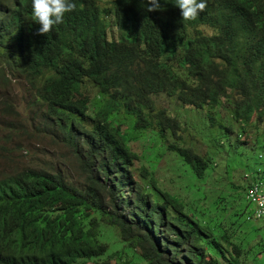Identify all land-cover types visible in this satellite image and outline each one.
<instances>
[{"label": "trees", "instance_id": "trees-1", "mask_svg": "<svg viewBox=\"0 0 264 264\" xmlns=\"http://www.w3.org/2000/svg\"><path fill=\"white\" fill-rule=\"evenodd\" d=\"M72 2L63 23L41 35L32 0H0V84L19 77L31 86V106L63 135L85 177L81 188L44 169L0 174V264H249L252 247L250 264H264V221L243 216L252 183L264 188V130L244 131L238 144L234 127L220 125L226 137L212 136L215 146L235 154L221 173L222 162L203 159L178 135L187 129L151 99L165 93L211 106V126L223 100L234 125L264 122V0H206L189 21L176 0H161L157 12L146 0H111L110 10ZM143 142L147 158L135 147ZM240 155L242 173L233 165ZM160 159L172 190L159 184ZM242 180L245 204L223 209L225 228L209 207L225 201L226 183ZM188 189L199 218L187 213Z\"/></svg>", "mask_w": 264, "mask_h": 264}, {"label": "rangeland", "instance_id": "rangeland-1", "mask_svg": "<svg viewBox=\"0 0 264 264\" xmlns=\"http://www.w3.org/2000/svg\"><path fill=\"white\" fill-rule=\"evenodd\" d=\"M98 1L101 6L110 10L111 0ZM114 36L117 37L116 34H114ZM1 83L0 174H13L14 172L27 168L44 169L52 173H60L71 184L78 185L82 188L83 186H80V184L84 185L85 177L82 173V170L78 168V160L73 156L71 150L64 144L63 135L58 133L50 122L45 121L42 113L37 109V107L31 106V96H34V91L32 90L31 86L23 78L19 77L15 80L10 79L8 83ZM151 99L156 110H165L168 116L178 119L179 123L183 125L184 129H187V131L181 132L178 135L183 139V141L192 146L203 159H207L214 155L217 157L215 163L218 160L222 162L217 169L221 173L226 167L224 161L230 163L231 160H234L235 154L232 155V152L229 153L228 150L226 151L225 145H223V147L221 146V148L218 145L215 146L212 136L218 137L220 141L226 137L220 134L221 129L219 126L223 125L226 127H234V130L231 129V131L239 135V140L236 141L238 144L248 140L246 138L247 136L243 133L244 131L252 129L258 134H261V132L264 130V122H259L257 119H255V117H253L251 121L244 127H241L239 124L234 125L233 122H231L232 115L230 116L231 121L228 120L230 102L227 100L222 101V105L220 106L222 108L218 109L219 114L214 112L218 124L211 126L207 117V113H211L213 111L211 106H206L203 109H196L195 107L187 105L185 106L176 101L174 97L168 96L165 93L156 94L152 96ZM36 112L39 114L38 120L35 119L33 115V113ZM205 122H208V124H206L207 127L204 126ZM188 125L193 126L188 127ZM231 136L232 135H230V137ZM233 140H235V138ZM245 143L249 144L247 141ZM147 145L148 144L146 142L141 144L138 143L137 145L135 144L137 152L142 154L143 158H147L151 154V152L147 150ZM162 152L163 151H158L157 155L149 159L150 166L154 161H156V159L162 157ZM263 159L264 158L261 160ZM242 163H244V161L242 160L241 155L240 157L237 156V161L233 163L236 169L241 173L245 170V168L242 165L238 166L237 164ZM218 165L219 164H217V166ZM156 170L159 184L164 185L165 187L168 186L169 189L172 190L174 184L168 185V181L171 178V172L170 169H167L166 161L160 159ZM253 177H256V175ZM208 182L209 180L205 183V190L210 187ZM196 184L195 185L199 188L203 186L202 181L196 182ZM244 184L245 182L242 180L238 185H236L240 187L233 188L230 183H226L225 187L223 188V192L226 194L225 201L219 200L216 208H214V205L209 207L210 216L214 218L215 221L220 222L221 226L225 227L229 224V220L221 218L225 211L230 212L231 210H236L239 208L237 211L238 213L241 210L243 203L245 204V201L242 198V188H244ZM181 187L182 186L178 185V188ZM176 194H180L182 196L184 195L181 191L178 193L176 192ZM183 197L189 204L187 207V213L192 215L195 214L199 218L200 207L196 204L197 199L193 200L191 198L189 189ZM224 208L225 211L223 210ZM252 209L253 206L248 204L247 210L243 213V216H245L247 212L251 213ZM253 221L257 224H260V220L256 221L253 219ZM261 221H264V219ZM262 227L264 228L263 225ZM249 229L250 226L248 227V231H250ZM245 234L246 231L241 232L242 237H245ZM258 234H260L259 237L264 240V230L259 231ZM114 238L115 234H113V239ZM251 238L252 237H247V240ZM116 240V242H113L112 248H119L121 246L118 239ZM247 240L244 242H247ZM257 243V240L254 241V246ZM249 251L250 255L247 258L251 263V259L255 254V249L252 247L249 249ZM261 259L263 260L264 256H262Z\"/></svg>", "mask_w": 264, "mask_h": 264}, {"label": "clouds", "instance_id": "clouds-1", "mask_svg": "<svg viewBox=\"0 0 264 264\" xmlns=\"http://www.w3.org/2000/svg\"><path fill=\"white\" fill-rule=\"evenodd\" d=\"M146 3L148 5L146 9L147 12H157L163 10L161 0H146ZM175 6L180 10L182 19L189 21L195 20L200 13L204 12L207 4L206 0H176ZM75 9L76 4L73 3L72 0H32L33 19L40 25L38 34L45 35L51 32L53 26L63 23L66 13L72 12ZM261 182L257 184L263 186V183ZM247 203L253 206L251 212V217H253V219H264H257L254 214L255 206L249 201H247ZM260 215H262V213L257 212V216Z\"/></svg>", "mask_w": 264, "mask_h": 264}, {"label": "built area", "instance_id": "built-area-1", "mask_svg": "<svg viewBox=\"0 0 264 264\" xmlns=\"http://www.w3.org/2000/svg\"><path fill=\"white\" fill-rule=\"evenodd\" d=\"M246 200L255 206L254 214L257 219L264 218V188L257 183H253L247 190ZM257 212L262 215L257 216Z\"/></svg>", "mask_w": 264, "mask_h": 264}]
</instances>
